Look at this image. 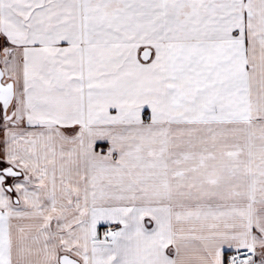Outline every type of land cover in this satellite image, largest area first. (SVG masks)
<instances>
[{"label": "snow or ice", "instance_id": "obj_1", "mask_svg": "<svg viewBox=\"0 0 264 264\" xmlns=\"http://www.w3.org/2000/svg\"><path fill=\"white\" fill-rule=\"evenodd\" d=\"M0 264H264V0H0Z\"/></svg>", "mask_w": 264, "mask_h": 264}]
</instances>
